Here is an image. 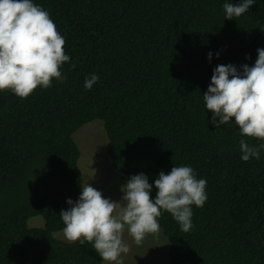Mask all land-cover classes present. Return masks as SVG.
<instances>
[{
    "label": "trees",
    "instance_id": "obj_1",
    "mask_svg": "<svg viewBox=\"0 0 264 264\" xmlns=\"http://www.w3.org/2000/svg\"><path fill=\"white\" fill-rule=\"evenodd\" d=\"M33 3L49 13L71 59L61 68L65 82L53 79L26 99L0 91V264H103L91 243L54 235L65 227L67 200L82 192L74 133L94 120L116 173L145 174L153 201L159 173L174 166L207 181L189 232L168 212L158 218L171 264H264V149L245 162L239 148L242 138L264 141L242 137L234 118L217 129L203 99L217 66H254L264 0L231 20L223 5L239 0ZM92 74L99 81L86 90ZM32 217L44 224L29 226Z\"/></svg>",
    "mask_w": 264,
    "mask_h": 264
},
{
    "label": "clouds",
    "instance_id": "obj_2",
    "mask_svg": "<svg viewBox=\"0 0 264 264\" xmlns=\"http://www.w3.org/2000/svg\"><path fill=\"white\" fill-rule=\"evenodd\" d=\"M255 2L225 3V19L241 17ZM65 43L49 13L33 0H0V91L11 90L26 99L38 87H51L53 79L65 82L67 76L61 68L71 59L65 54ZM257 52L254 66L244 64L242 72L231 64L217 66L203 99L214 114L211 123L217 129L234 118L242 137L264 141V49ZM208 56L211 59L212 53ZM98 81L99 76L92 74L85 79V89H92ZM239 148L241 159L247 162L260 158L264 143L254 146L242 138ZM206 184L189 166H174L168 174L160 172L154 201L150 195L153 185L143 173L121 186V202L105 198L101 191L85 184L79 200L68 199L71 207L59 213L65 225L63 235L69 242L91 243L108 264H123L121 254L130 252L123 239L125 231L137 246L149 235L159 238L162 210L173 216L182 231L189 232L193 228L191 206H204Z\"/></svg>",
    "mask_w": 264,
    "mask_h": 264
},
{
    "label": "rangeland",
    "instance_id": "obj_3",
    "mask_svg": "<svg viewBox=\"0 0 264 264\" xmlns=\"http://www.w3.org/2000/svg\"><path fill=\"white\" fill-rule=\"evenodd\" d=\"M74 138L80 146L81 157L79 165L83 173V185L90 184L102 192L105 198L121 202L124 193L121 186L128 180L121 178L111 165L106 152L107 134L101 120H94L80 127ZM29 226H42L41 217H32ZM62 240L68 241L63 235V229L54 233ZM124 241L130 246L128 254H121L123 264H171L169 260V240L161 227V235L156 238L149 235L141 245L137 246L133 238L124 233ZM103 264H108L104 261Z\"/></svg>",
    "mask_w": 264,
    "mask_h": 264
}]
</instances>
